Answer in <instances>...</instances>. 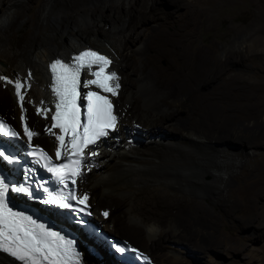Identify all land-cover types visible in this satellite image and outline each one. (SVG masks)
Returning <instances> with one entry per match:
<instances>
[{
  "label": "bare ground",
  "instance_id": "6f19581e",
  "mask_svg": "<svg viewBox=\"0 0 264 264\" xmlns=\"http://www.w3.org/2000/svg\"><path fill=\"white\" fill-rule=\"evenodd\" d=\"M185 1L170 0L174 9L165 11L158 7L159 0H43L34 13L32 9L38 0H0V20L6 21V27L4 24L0 27V69L12 73L13 77L1 71L0 76L13 81L19 79L24 85L21 93L37 116L32 122L36 126L31 130L38 133L41 142L49 144L47 150L48 147H43L41 142L36 143L45 150L53 152L55 146H59L56 140L58 131L49 124L54 98L49 91L51 77L48 66L57 59L72 64V53L84 47L98 48L111 57L109 71L117 76L119 73L118 83L122 85L118 89L122 92L121 98L109 94V99L112 101L113 98L116 102L117 130L88 150L76 195H117L119 200L108 204V208L99 203L95 208L88 200L91 220L107 233L115 227L114 219L117 223L113 211L140 225L151 249L169 253L164 255L159 252L158 261L147 250L133 245L147 253L153 264H181L184 261L181 253L189 252L193 245L203 240L196 234L190 235L191 217L174 219L173 216L171 219L159 216L154 212L155 206L180 207L187 200L181 195L182 190L199 191L203 199L218 198L219 201L233 185L232 177H225L229 172L219 159L224 151L217 146H207L210 141L215 142L212 140L214 135L207 138L200 132L202 123L193 121L195 106L192 93L195 91L183 88L182 80L174 83L164 72L181 57L188 56L190 62L197 66L206 56V52L194 44L193 34L200 30L201 25L189 22ZM58 2L61 6L59 10L67 11V16H51ZM179 9L183 13L177 20L173 14ZM106 11L109 13L105 14ZM72 13L79 19H85L91 28L68 27L66 22ZM33 17V33L20 32ZM79 19L73 21L74 26L78 25ZM103 21H106L103 25L107 24V27L101 29L97 24ZM48 25L53 29L65 27L68 32L57 36L56 41L51 40L39 34L40 29ZM183 29L187 30V38L183 37ZM64 37H68V44L61 41ZM84 41L87 43L81 45ZM131 45L138 48L130 50ZM207 46L214 50L213 39L207 41ZM82 78L84 84L89 80L83 73ZM0 83L10 90L9 96L0 93V103L4 104L7 100L10 105L12 99L15 105V119L6 121L17 128L22 121V113L20 104L16 103L13 85L3 80ZM23 108H26L24 101ZM211 127L219 131L216 125ZM158 133L164 136L156 135ZM92 151L97 155H90ZM218 170L222 175L213 187L205 176H213ZM196 200L191 203V208L203 210L201 202ZM104 212L108 215L105 216ZM96 214L97 217L94 216ZM48 216L57 217L50 213ZM75 241L82 251L81 264H121L106 252L103 241L86 237L79 231ZM213 243L214 239L210 238L208 244ZM90 245L97 254L86 250V246ZM0 264H13V260L0 254Z\"/></svg>",
  "mask_w": 264,
  "mask_h": 264
},
{
  "label": "rangeland",
  "instance_id": "374dc122",
  "mask_svg": "<svg viewBox=\"0 0 264 264\" xmlns=\"http://www.w3.org/2000/svg\"><path fill=\"white\" fill-rule=\"evenodd\" d=\"M42 1L38 0V5L35 4L32 12L36 13ZM171 2L159 0L157 4L163 10L170 11L174 9ZM185 5L189 22L201 25L200 30L193 34V39L194 44L206 52V56L197 66L190 62L188 56L181 57L173 62V66L165 68L164 72L174 83L182 80L183 88L195 91L192 93L195 106L193 121L202 123L200 132L207 138L214 135L212 140L215 142L210 141L207 146H217L224 151L219 159L224 162L223 165L229 172L225 177L229 178L230 175L233 185L231 191L226 192L219 201L217 197L216 200L203 199L199 191L182 190L180 193L187 197V200L182 202L180 207L157 205L154 212L171 219L173 216L174 219L191 217L190 235L196 234L197 237L203 238L202 242L193 245L189 252L181 253L184 258L181 264H264V0H187ZM60 7L58 2L52 17L67 16V11L59 10ZM179 10L173 14L177 20L183 13ZM34 19L35 17L20 32L33 33L31 25ZM75 19L79 17L72 13L70 20L66 22L67 26L82 30L91 28L82 18L78 20V25L74 26ZM105 23L106 21H103L97 25L104 29L107 27V24L103 25ZM3 24L6 27V21L0 20V27ZM66 32L68 29L65 27L53 29L48 25L40 29L39 34L56 41L57 36ZM182 32L183 37L187 38V30L183 29ZM212 39L214 50L207 46V41ZM61 41L68 44V37L62 38ZM86 43L87 41L81 42V45ZM73 48L77 49L76 46ZM130 48L135 50L138 47L131 45ZM0 71L13 77L12 73L5 69ZM0 93L9 96L10 90L0 83ZM121 97L122 92L118 90L115 98ZM25 98L24 95L26 108L23 116L31 129L34 128L35 124L32 122H35L34 117L37 116L29 108ZM112 101L116 106L113 98ZM0 115L5 119H15V105L12 99L10 105L7 100L4 104L0 103ZM37 122L42 124L39 120ZM212 125H216L219 131L213 129ZM156 135L164 136L162 133ZM33 142H41L38 133L37 136L34 135ZM41 143L49 150L48 143ZM220 171L213 173L215 176H205L211 186L215 187L219 183L222 175ZM87 196L95 208L98 203L103 208H108L119 200L113 193L106 194L105 197H95L93 194ZM195 200L201 202L203 210L195 211L191 208V203ZM94 216L97 217V214ZM113 216L117 223L114 219L115 227L108 234L124 237L130 244L147 250V253L154 255L158 261L159 252L169 255L166 250L156 252L150 248L140 225L114 211ZM210 238L214 239L212 245L208 244Z\"/></svg>",
  "mask_w": 264,
  "mask_h": 264
},
{
  "label": "snow or ice",
  "instance_id": "6c2138e0",
  "mask_svg": "<svg viewBox=\"0 0 264 264\" xmlns=\"http://www.w3.org/2000/svg\"><path fill=\"white\" fill-rule=\"evenodd\" d=\"M73 59L74 63L72 64L57 59L50 66L54 79L52 90L57 97L55 113L51 119L55 122L53 127L58 128L62 133L56 136L60 146L56 148L55 154L57 158H60L62 154L68 156L70 163L52 167L46 164L45 167H47L48 172L53 173L60 184H64L66 179H71L73 184L76 183L75 177L81 174L85 150L89 146L95 145L102 137L107 136L109 130L114 131L117 125V116L108 96L95 91H88L81 96L79 91L81 70L84 68L91 69L95 65L99 70L93 71L91 74L96 78L86 81L84 86L96 85L112 96L117 95L120 87L119 78L115 72L106 71L111 60L91 50L84 51ZM0 80L13 85L14 93L20 104L21 120L24 121V95L21 93V88L24 85L19 79L13 81L5 76H0ZM78 101H86L85 123L81 122V110ZM23 131L29 141L33 135L37 134L29 130L26 122ZM0 134L12 137L18 135L2 120H0ZM66 136L69 137L67 142L65 141ZM62 149L64 150L63 153ZM89 154L97 155L94 151ZM44 155L47 158L46 154ZM3 156L4 153L0 152V157ZM47 159L50 160V158ZM13 190L32 197L30 186H20ZM6 192H8V185L0 179V254H6L10 257L13 264H81V254L76 249L74 240L66 239L60 232L52 231L45 225L38 224L31 215L14 211L6 201ZM69 201H76L77 205H83V207L77 209ZM87 202V194L78 197L74 192L58 196L48 193V198L43 200L45 204L73 209V211L80 213L87 212ZM103 214L108 215L107 212ZM80 223L83 221L81 220ZM124 250L123 247L119 249L121 252Z\"/></svg>",
  "mask_w": 264,
  "mask_h": 264
},
{
  "label": "clouds",
  "instance_id": "9594fccd",
  "mask_svg": "<svg viewBox=\"0 0 264 264\" xmlns=\"http://www.w3.org/2000/svg\"><path fill=\"white\" fill-rule=\"evenodd\" d=\"M88 48H91V47H88ZM93 50H95V51H97L98 53H100V54H103V55H105V56H107V57H109L110 59H111V57L108 55V54H106V53H104V52H100L99 50H96V49H94V48H92ZM111 61H112V59H111ZM110 66V65H109ZM108 70H109V67H108ZM112 104H113V102H112ZM113 109H114V104H113ZM115 113V112H114ZM116 114V113H115ZM117 116V115H116ZM135 127L136 128H138V125H135ZM117 130V129H116ZM116 130L114 131V132H116ZM113 132H111V133H109V134H112ZM108 134V135H109ZM40 146V145H39ZM43 148V147H42ZM88 203V202H87ZM89 204V203H88ZM89 207H90V204H89ZM90 212H92L91 210H89ZM90 220H91V217H90ZM112 237V236H111ZM114 238V237H113ZM116 239H118V238H116ZM120 239H123V238H120ZM123 240H125V239H123ZM125 241H127V240H125ZM128 242V241H127ZM129 243V242H128ZM130 244V243H129ZM131 246H133L132 244H130ZM133 247H135V246H133ZM136 248V247H135ZM138 249V248H137ZM139 250V249H138ZM140 251V250H139ZM142 252V251H141ZM144 253V252H143ZM146 255H147V253H145ZM148 256V255H147ZM149 257V256H148ZM150 258V257H149ZM150 260H151V258H150ZM152 262V261H151ZM153 263V262H152Z\"/></svg>",
  "mask_w": 264,
  "mask_h": 264
},
{
  "label": "water",
  "instance_id": "95a60500",
  "mask_svg": "<svg viewBox=\"0 0 264 264\" xmlns=\"http://www.w3.org/2000/svg\"><path fill=\"white\" fill-rule=\"evenodd\" d=\"M94 49H96V50H99L98 48H94ZM100 52H103V51H101V50H99ZM36 206V205H35ZM39 210H41V211H45V212H52V213H55V211H54V209H48V208H46V207H42V206H40V207H38V206H36ZM57 213V212H56ZM70 227H72V226H70ZM110 236H112V237H114V238H118V239H120L118 236H115L114 234H109ZM79 252H80V254L82 253V251L79 249L78 250Z\"/></svg>",
  "mask_w": 264,
  "mask_h": 264
}]
</instances>
